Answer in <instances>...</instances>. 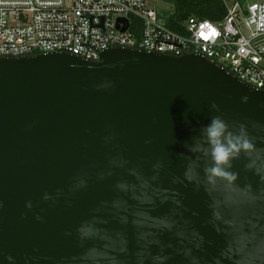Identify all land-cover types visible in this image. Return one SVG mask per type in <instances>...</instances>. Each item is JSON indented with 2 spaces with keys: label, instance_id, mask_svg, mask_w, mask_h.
<instances>
[{
  "label": "water",
  "instance_id": "water-1",
  "mask_svg": "<svg viewBox=\"0 0 264 264\" xmlns=\"http://www.w3.org/2000/svg\"><path fill=\"white\" fill-rule=\"evenodd\" d=\"M218 115L234 127L264 123V92L201 55L117 48L97 62L64 53L0 58V264L9 254L16 264H82L85 223L124 233L135 248L138 231H156L151 220L137 228L141 212L174 222L200 264H264V181L246 168L248 157L232 161L237 185L220 180L205 191L184 180L188 146ZM210 163L201 158L202 180ZM256 164L264 172V159ZM133 170L149 195L167 190L179 204L135 199L142 189ZM160 239L174 246L171 264H185L177 237Z\"/></svg>",
  "mask_w": 264,
  "mask_h": 264
},
{
  "label": "built area",
  "instance_id": "built-area-1",
  "mask_svg": "<svg viewBox=\"0 0 264 264\" xmlns=\"http://www.w3.org/2000/svg\"><path fill=\"white\" fill-rule=\"evenodd\" d=\"M222 2L219 22L190 17L176 31L147 0H0V58L64 53L97 62L117 48L195 54L264 92V0Z\"/></svg>",
  "mask_w": 264,
  "mask_h": 264
},
{
  "label": "clouds",
  "instance_id": "clouds-1",
  "mask_svg": "<svg viewBox=\"0 0 264 264\" xmlns=\"http://www.w3.org/2000/svg\"><path fill=\"white\" fill-rule=\"evenodd\" d=\"M247 99V97H242V102L246 103ZM212 107L219 111L218 105L215 103ZM250 127L256 135L249 131ZM262 133H264V123L252 121L249 124L240 123L234 127L222 116L213 117L203 129L202 137L193 145L188 146V151L193 154V158L189 159L185 168L184 180L195 184L197 188L203 187L205 191L208 190L209 186L215 187L220 180L237 185L238 174L231 171L232 161L244 154L250 161L246 168L254 170L259 175L260 180L264 181V172L256 164L257 160L264 159V149L257 147V141L264 140ZM147 142L150 143V141ZM201 158H210L211 160L210 165L205 166L203 169V180L200 175ZM153 167L157 174L152 177V180H156L162 164L158 162ZM133 174L137 176L142 189V194L134 196V198L142 204H154L153 197L155 195L161 196L162 203L171 198L174 203L179 204L174 196L169 197L166 194L167 190L153 189V194L149 195L147 191L150 187L149 181L135 170H133ZM174 182L181 181L175 180ZM84 184L85 182L81 180L78 187H83ZM117 187L121 191L127 192L130 187L134 190L136 186L120 183ZM261 198V195H255L256 200ZM44 199L47 200L50 197L46 194ZM26 206L31 208V202H28ZM138 215L143 219L134 221L137 228H142L144 221L151 220L152 227L156 231H138L135 248L130 247L128 238L124 233L109 234L106 230L98 228L94 223L81 225L78 232L82 244L85 245V251L81 258L82 264H171L174 246L160 239V234L164 232H171L177 237L179 247L175 251L183 257L185 264H200L199 257L194 254V250L184 246L181 235L175 230L174 222L169 218H152L143 212L138 213ZM6 260L8 264H16L15 258L10 254L6 256ZM216 264H220L219 260Z\"/></svg>",
  "mask_w": 264,
  "mask_h": 264
},
{
  "label": "trees",
  "instance_id": "trees-1",
  "mask_svg": "<svg viewBox=\"0 0 264 264\" xmlns=\"http://www.w3.org/2000/svg\"><path fill=\"white\" fill-rule=\"evenodd\" d=\"M175 4V11L167 16L169 26L178 31L179 24L190 17L219 22L225 15L222 0H169Z\"/></svg>",
  "mask_w": 264,
  "mask_h": 264
},
{
  "label": "rangeland",
  "instance_id": "rangeland-1",
  "mask_svg": "<svg viewBox=\"0 0 264 264\" xmlns=\"http://www.w3.org/2000/svg\"><path fill=\"white\" fill-rule=\"evenodd\" d=\"M148 7L155 8L162 16H169L175 11V4L169 0H147Z\"/></svg>",
  "mask_w": 264,
  "mask_h": 264
}]
</instances>
